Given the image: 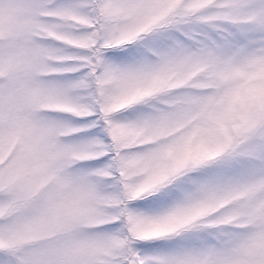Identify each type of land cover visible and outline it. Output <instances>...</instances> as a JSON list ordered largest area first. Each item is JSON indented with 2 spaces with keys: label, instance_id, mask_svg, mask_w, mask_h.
Returning <instances> with one entry per match:
<instances>
[{
  "label": "snow or ice",
  "instance_id": "1",
  "mask_svg": "<svg viewBox=\"0 0 264 264\" xmlns=\"http://www.w3.org/2000/svg\"><path fill=\"white\" fill-rule=\"evenodd\" d=\"M0 264H264V0H0Z\"/></svg>",
  "mask_w": 264,
  "mask_h": 264
}]
</instances>
